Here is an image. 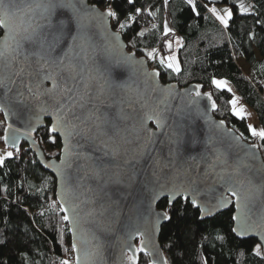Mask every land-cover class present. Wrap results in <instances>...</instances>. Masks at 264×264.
I'll return each mask as SVG.
<instances>
[{
  "label": "snow or ice",
  "instance_id": "snow-or-ice-1",
  "mask_svg": "<svg viewBox=\"0 0 264 264\" xmlns=\"http://www.w3.org/2000/svg\"><path fill=\"white\" fill-rule=\"evenodd\" d=\"M138 2L139 0H95L93 4L88 5L84 0H34L33 4L28 5L27 11L22 12L17 0H0V90H3L6 100L15 99L21 110L29 113L27 121L29 125L33 114L36 119H39L42 113L49 115L51 117L47 128L49 140L55 145L57 137H61L64 144L60 164L49 163L46 166L56 170L59 183L57 193L59 201H53L50 209L55 210L57 204L61 206L59 210L64 214L60 217V223L65 225L66 222L65 227L72 236L70 247L63 249L70 255L59 259L58 264H91L93 258L100 255L102 244H95L90 251L86 247L88 242L84 239L83 223L88 218L96 217L98 212L96 208L88 206L96 204V197L100 193L110 195L105 189L110 184H122L128 166L147 152L152 138L156 135L148 127V122L154 121L157 127H163L164 124L161 113L156 109L143 110L134 118L126 114L123 105L127 103L128 108H133V103L131 96L125 100L120 93L128 92V85L105 77L102 73L94 74L88 66L91 59L88 54V48L91 47V29L102 26L106 35L117 42L113 48L119 47L120 35L116 31H110V27L121 31L132 30L133 24L139 23L138 17L142 18L145 11L143 7L136 6ZM164 2L167 6L168 0ZM224 2L230 6L224 7L222 13L215 5L210 8L208 5L202 7L213 13L225 28L229 27V22L234 21V17L237 16H251L256 23L264 25V19H260L261 14H264V6L257 11V3L246 5L241 0L237 5L230 3V0ZM186 4L189 10L196 11L195 0H186ZM149 14L154 15L150 10ZM199 14L196 11V15ZM59 16L66 18L60 19ZM113 21L114 24H111ZM164 28L166 33L173 31L167 26V21ZM136 34L143 37L145 32L138 31ZM65 36L71 38L72 44L67 46L66 51L64 49L57 51L60 44L65 42ZM249 36L254 39L255 33H249ZM130 42L135 46L134 39ZM166 46L171 49L172 41H166ZM145 51L149 58L156 59V49ZM123 63L131 65L143 62L136 61L135 55L130 54L124 57ZM117 64L121 62L118 61ZM160 64L176 73L181 71L175 55L161 57ZM151 75L159 76L160 73L157 71ZM212 83L218 89L227 88L229 92L232 91L227 80L213 77ZM200 87L202 85L196 86L197 89ZM14 89V96H9ZM204 95L211 99V93ZM195 96L200 97V91L197 90ZM191 103H196V100L193 99ZM229 103L233 116L240 120L251 116L243 106H238L239 97H234ZM6 107L5 104H0V109ZM211 107L213 109L217 107L214 100ZM145 108L146 105L142 104L141 109ZM130 119L135 120L132 126L135 135L132 138H129L131 133L124 126ZM224 123L221 120L219 127H223ZM246 130L257 141L256 143L242 145V141L247 139L244 134L236 135L235 132L227 130V135L235 141L236 146L246 149L244 156L229 166L230 171L223 168L220 173H215L216 162L227 165V160L219 150H211L214 160L208 164V169L215 173L216 184L219 187H213L216 194L207 203L198 200L196 181L188 179L180 183L170 181L161 185L153 197L154 200L166 198L169 209L173 203L180 201L190 203L199 210L201 219L211 217L214 211L232 204L238 209L237 214L231 216L232 226L227 234L209 233L201 237L198 264H227L223 259L225 248L228 249L233 264H247V259L251 257L264 260V197L256 195L264 193V159L258 155L264 147V127L249 123ZM140 132H146L147 137L143 143L130 147L134 141L141 140ZM3 139L9 141L7 135ZM169 140L172 144L179 143L171 137ZM193 142H196L194 137ZM207 143L213 144V137H209ZM12 147L15 151L0 154V166H5L6 160L20 152L16 140L12 141ZM70 156L83 161L78 168L82 173L80 180L96 182V189L91 186L86 188L87 192L93 193L91 197L85 196L84 193L76 196L74 189L69 185L65 169L71 166L68 163ZM30 174L37 181L44 179L36 172ZM5 175L7 173L0 175V182ZM18 186L23 187V179ZM80 186L83 187L82 184ZM3 191L11 194L7 186ZM37 191L43 192L44 188H37ZM77 200L79 203L75 202ZM106 210L105 205L101 204L99 215L102 216ZM159 215L166 220L171 218L167 211ZM65 227L59 229L61 241ZM136 235L141 238L140 247L129 246L126 254L122 251L121 264H138L136 253L139 252L153 256V252L149 251L145 244V233L137 232ZM92 238L97 239L95 235ZM31 251L22 249L18 252L22 264L25 258L31 260L29 256ZM214 251L215 256L212 254ZM0 264L3 262L0 261ZM31 264H35V261L31 260ZM149 264L160 262L152 259ZM163 264H168L166 259L163 260Z\"/></svg>",
  "mask_w": 264,
  "mask_h": 264
},
{
  "label": "trees",
  "instance_id": "trees-1",
  "mask_svg": "<svg viewBox=\"0 0 264 264\" xmlns=\"http://www.w3.org/2000/svg\"><path fill=\"white\" fill-rule=\"evenodd\" d=\"M95 2V0H90ZM241 0H230L237 5ZM246 5L257 3V11L264 6V0H242ZM196 11L189 10L186 0H139L137 7L145 9L138 24H133L132 30L119 31L131 50L139 56L148 58L149 63L160 71L164 82H178L181 86L191 83L202 85L204 91L213 94L217 107L214 115L226 121L229 127L239 134L243 133L249 142H257L246 130L248 120H240L231 113L229 101L234 98L233 92L227 88L218 89L212 78L224 79L230 83L243 101L256 113L259 125L264 127V25L256 23L251 16H237L229 22V27L223 24L203 5L223 4L224 0H195ZM149 10L154 15L149 14ZM235 11V10H234ZM260 19H264L261 14ZM165 21L170 23L171 33H166ZM114 24V21L112 22ZM155 25V27H153ZM144 31L143 37L137 35ZM249 33H255L250 38ZM135 40V46L130 42ZM180 44L177 48V44ZM166 41H172V47L166 46ZM177 48L181 71L176 73L160 64L159 55L174 52ZM156 49V59L147 56L145 51ZM247 65L245 73L239 62ZM166 63V62H165ZM0 121V135L4 134L5 121ZM47 125L35 135L36 140L45 149L47 156L59 155L61 140L57 137L55 145L49 140ZM264 157V147L261 148ZM7 173L0 182V261L3 264H22L18 252L31 249L29 253L35 264H58L59 259L66 257L63 249L70 247L71 236L65 225H61L60 217L64 214L57 204L55 210L50 209L56 198V178L48 172L36 159L26 143L20 146V152L0 166ZM36 172L44 179L37 181L30 174ZM23 179V187L18 184ZM7 186L11 194L3 191ZM43 187V192L37 188ZM158 208L167 211L171 217L167 219L160 232V243L168 258L169 264H198L197 257L201 254L199 248L201 237L209 233L225 235L234 214L233 206L211 218L200 219L199 210L190 203L180 201L173 203L169 209L166 198L158 203ZM60 227H65L63 241L60 239ZM217 251H219V242ZM216 255V251L212 253ZM227 264H233L228 249H224ZM25 258L23 264H31ZM149 256L140 253L138 264H149ZM247 264H264V260L256 257L247 259Z\"/></svg>",
  "mask_w": 264,
  "mask_h": 264
},
{
  "label": "water",
  "instance_id": "water-1",
  "mask_svg": "<svg viewBox=\"0 0 264 264\" xmlns=\"http://www.w3.org/2000/svg\"><path fill=\"white\" fill-rule=\"evenodd\" d=\"M33 3L34 0H17L18 7L22 12H26L28 5ZM84 3L93 4L90 0H84ZM59 18L65 19L66 17L59 16ZM53 23H55V19ZM110 31H116L120 35V46L117 48H113L117 42L106 35L102 26L91 29V47L88 48L91 59L88 66L94 74L102 73L105 77L128 85L129 91L120 93V96L125 100L131 96L133 108H128L127 103L123 105L126 114L134 118L137 113L143 110L156 109L161 113L164 124L163 127H157L154 121L148 122V127L156 135L152 138V143L147 152L128 166L122 184H110L105 189V192L110 195L100 193L96 197V204L88 206L89 208H96L98 212L96 217L88 218L83 223L84 239L88 242L86 247L90 251L93 250L95 244H102L100 255L93 258L91 264H121L122 251L126 254L129 246L140 247L141 238L136 233L144 232L145 244L148 250L153 252V256L148 255L149 260L156 259L160 264H163V260L166 259L168 262V258L159 237L161 227L166 219L159 215L165 210L159 209L158 203L164 197L153 199L155 193L160 190V186L170 181L180 183L186 179L195 180L198 188V200L207 203L216 194L213 192V187H219L216 184L215 173H220L223 168H228L230 171L229 166L238 158L243 157L246 149L242 146H236L235 141L227 135V130L235 132L236 135L239 133L234 128L229 127L226 121L223 120L225 122L223 127H219L221 119L214 115L215 109L211 107L212 101H215L211 92L204 91L202 87L197 89L196 86L199 85L197 83L181 86L178 82H164L160 75H151L157 71L160 73V71L150 65L147 57L139 56L131 50L119 31L113 27H110ZM64 41L57 51L60 49L66 51L67 46L72 44V40L68 36L64 37ZM76 51L78 52L79 48ZM130 54L135 55L136 61L143 63L131 65L123 63L124 57ZM118 61L121 64L118 65ZM197 90L201 93L200 97L195 96ZM14 93L15 89L9 96H14ZM204 93H211V99ZM193 99L196 100V103H191ZM0 104L7 106L0 109L6 124L3 138L6 135L9 137V141L3 139V143L12 150H15L12 147L13 140H16L19 148L22 143L28 145L39 163L56 178V198L59 201L57 195L59 183L56 170L46 166L49 163L60 164L61 149L64 146L63 140L59 137L61 140L59 155L49 157L35 137L36 133L47 125V120L50 121L51 117L42 113L40 118L36 119L35 114H33L29 125L27 122L29 113L26 110H21V106L15 99L6 100L3 90H0ZM142 104L146 105L145 109H141ZM134 123V119L124 123V126L131 133L129 138L135 135L132 131ZM139 135L141 140L134 141L130 147L143 143L144 138L147 137L146 132H140ZM169 137L178 140V145L172 144ZM193 137L196 142H193ZM209 137L214 139V143L211 145L207 143ZM248 143L250 142L247 140L242 141V145ZM213 149L219 150L223 154V158L227 160V165L216 162L215 173H211L208 169V164L214 160V156L211 154ZM258 155L264 159L261 150ZM68 163L71 166L67 167L65 171L68 183L74 189L75 195L80 196L81 193H84L85 196L91 197L93 193L87 192L86 188L91 186L96 189L97 184L91 180H80L82 173L78 171V168L83 161L70 156ZM81 184L83 187L80 186ZM256 195L264 197V193H256ZM75 202L79 203L78 200ZM101 204L105 205L107 209L102 216L99 215ZM232 206L234 208L233 215L237 214L238 209L232 204L227 208L214 211V215ZM211 217H204L203 219ZM93 235L97 239L94 240ZM140 253L145 252L136 253L138 258Z\"/></svg>",
  "mask_w": 264,
  "mask_h": 264
},
{
  "label": "rangeland",
  "instance_id": "rangeland-1",
  "mask_svg": "<svg viewBox=\"0 0 264 264\" xmlns=\"http://www.w3.org/2000/svg\"><path fill=\"white\" fill-rule=\"evenodd\" d=\"M213 5H215L220 11H221V13L223 12V8L224 7H226V6H228V5H223V4H212V5H210L209 6V8L210 7H212ZM167 26L169 27V28H171V26H170V23L167 21ZM172 29V28H171ZM179 44H180V40H179V42H178V44H177V48H178V46H179ZM177 48H176V50L174 51V52H172V53H170V54H168L167 56H164L163 54H160L159 55V59L161 58V57H164V58H167L169 55H175L176 57H177V60H178V54H177ZM179 61V60H178ZM165 62L167 63V60L165 59ZM239 65L242 67V69H243V71L245 72V73H247L248 72V70H247V65L243 62V61H240L239 62ZM153 67V66H152ZM228 85H229V87L232 89V92H233V94H234V97H239V104H238V106H243L245 109H246V111L247 112H250L251 113V116L250 117H246V119L248 120V122L249 123H252V124H256V125H258L259 126V124H258V120H257V115H256V113L243 101V99L240 97V95L236 92V90L234 89V87L230 84V83H228ZM4 119V118H3ZM0 121H2V116H1V114H0ZM5 121V120H4ZM5 127H6V124H5ZM3 136H4V134H2V135H0V154H4V153H6V152H8V151H15V150H12V149H10V148H8V147H6L5 146V144L3 143ZM43 148V150L45 151V153L47 152V151H49V149H45L44 147H42ZM33 153V152H32ZM68 255H70V254H68Z\"/></svg>",
  "mask_w": 264,
  "mask_h": 264
},
{
  "label": "crops",
  "instance_id": "crops-1",
  "mask_svg": "<svg viewBox=\"0 0 264 264\" xmlns=\"http://www.w3.org/2000/svg\"><path fill=\"white\" fill-rule=\"evenodd\" d=\"M258 120V119H257ZM258 124H259V122H258ZM259 127H261L260 125H259Z\"/></svg>",
  "mask_w": 264,
  "mask_h": 264
}]
</instances>
